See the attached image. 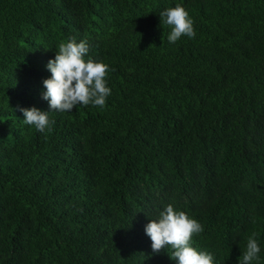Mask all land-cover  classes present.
Instances as JSON below:
<instances>
[{"label": "trees", "instance_id": "16d2710c", "mask_svg": "<svg viewBox=\"0 0 264 264\" xmlns=\"http://www.w3.org/2000/svg\"><path fill=\"white\" fill-rule=\"evenodd\" d=\"M182 4L195 38L169 43ZM107 63L101 109L50 112L43 80L61 41ZM168 204L193 246L264 264V0H0V264H176L145 226Z\"/></svg>", "mask_w": 264, "mask_h": 264}, {"label": "clouds", "instance_id": "9594fccd", "mask_svg": "<svg viewBox=\"0 0 264 264\" xmlns=\"http://www.w3.org/2000/svg\"><path fill=\"white\" fill-rule=\"evenodd\" d=\"M160 21L168 25L171 31L167 37L169 43H176L182 36L195 38L194 21L182 4H176L159 13ZM89 45L85 40L69 38L58 45L55 57L47 64L51 72L43 80L46 91L43 99L49 102V110L42 111L33 106L20 108L23 122L32 125L39 132H50L55 120L50 112H67L77 105L95 106L103 109L107 98L112 94L107 84L110 69L107 63L89 57ZM204 226L185 211L177 210L172 204L159 213L158 219H151L145 226V232L151 239L153 253L171 249L170 258L176 264H215L212 253L193 246V237L199 236ZM253 232L247 239L246 250L239 264H253L259 261L261 248Z\"/></svg>", "mask_w": 264, "mask_h": 264}]
</instances>
